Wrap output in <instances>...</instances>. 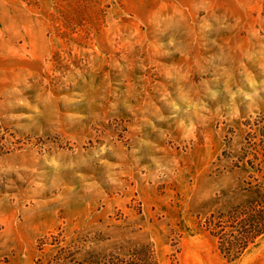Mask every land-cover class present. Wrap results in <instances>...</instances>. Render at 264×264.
<instances>
[{
	"label": "rangeland",
	"instance_id": "1",
	"mask_svg": "<svg viewBox=\"0 0 264 264\" xmlns=\"http://www.w3.org/2000/svg\"><path fill=\"white\" fill-rule=\"evenodd\" d=\"M261 193L264 0H0V264H264Z\"/></svg>",
	"mask_w": 264,
	"mask_h": 264
},
{
	"label": "trees",
	"instance_id": "2",
	"mask_svg": "<svg viewBox=\"0 0 264 264\" xmlns=\"http://www.w3.org/2000/svg\"><path fill=\"white\" fill-rule=\"evenodd\" d=\"M211 234L217 238L220 251L231 258L242 252L264 233V194L257 199L235 206V210L218 222H210ZM139 253V251H138ZM143 264H157L152 258H144Z\"/></svg>",
	"mask_w": 264,
	"mask_h": 264
}]
</instances>
